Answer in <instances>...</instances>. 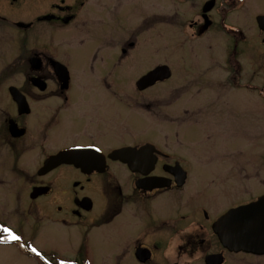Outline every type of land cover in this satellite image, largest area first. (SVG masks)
Instances as JSON below:
<instances>
[{"label": "flooded vegetation", "instance_id": "1", "mask_svg": "<svg viewBox=\"0 0 264 264\" xmlns=\"http://www.w3.org/2000/svg\"><path fill=\"white\" fill-rule=\"evenodd\" d=\"M149 2L0 0V224L31 256L33 243L19 231H48L43 218L50 231H64L72 254L52 250L44 264H94L87 241L98 232L105 247L112 242L114 264H165L159 254L171 241L181 253L201 252L204 264L215 255L226 264L220 242L222 251H213L216 222L264 195L222 202L226 186L246 187L251 178L247 141L264 126V83L256 81L264 63L250 68L264 58V10L252 11L250 0ZM155 14L166 29L161 51L183 33L195 42L213 35L209 44L219 51L202 69L178 59L183 75L174 76L176 66L154 59L159 51L145 37ZM158 69L169 76L142 86ZM168 84L173 99L150 98ZM148 122L154 136L144 132ZM127 148L131 166L114 156ZM76 149L83 169L64 163L46 170L49 158ZM16 213L43 217L23 229L8 220ZM17 242L0 232V246Z\"/></svg>", "mask_w": 264, "mask_h": 264}, {"label": "rangeland", "instance_id": "2", "mask_svg": "<svg viewBox=\"0 0 264 264\" xmlns=\"http://www.w3.org/2000/svg\"><path fill=\"white\" fill-rule=\"evenodd\" d=\"M153 3L156 6H160L161 3L164 4V0H150L149 3ZM250 7L251 10H264V0H250ZM151 12H154V10H151ZM156 16H152V21L148 26L145 28L147 33L145 34V37L149 40V43L151 44V48L149 47V50L152 51V49H155V51H159L155 54L154 59L156 60H162V59H168L174 66H176L174 76L181 77L183 75L182 68L179 67L178 59L182 60V62L186 65V69L192 70L197 65L199 69H202L203 67L208 64L210 57H214L215 50L219 51L217 48L214 50V45L209 44L215 40V37L212 35L211 37H205L200 42H195L193 38L188 36L187 34H182V36L178 39L173 38L175 42L167 43L165 50H160V44L162 43L160 40V35L163 33V31H166V29L162 26H158L161 20V15L155 14ZM152 24L154 26H152ZM169 29V28H168ZM250 35H254V32L247 28ZM172 30L169 29L168 32ZM220 39L221 35L219 34ZM224 37V35L222 34ZM225 38V37H224ZM223 42H225V39H223ZM209 44V45H208ZM221 43H219L220 45ZM210 47H212V50H210ZM214 50V51H213ZM153 54H151L150 57L153 58ZM249 57H254L253 55H250ZM264 57V54H263ZM254 62L258 63V68L253 67L250 65V68L252 71H260V64L264 63V58L260 60H257V57L255 60L251 61V63L254 64ZM216 65L219 67L218 73L221 72L222 64H219V61L217 60ZM188 66V67H187ZM264 66V65H263ZM173 67V66H172ZM251 71V70H249ZM257 78H260V75L257 74ZM261 79V78H260ZM178 80V79H177ZM256 81L260 83H264V78L261 80L257 79ZM173 84H168V86L165 88L157 87L154 90L150 91V98L152 100H158L159 98H162L163 96L167 99H173L175 96V90L174 87L172 88ZM218 94H222L221 92H217ZM182 99H192V91H182ZM210 92H206L204 95V99L208 98ZM213 94V93H212ZM243 98L239 96V99ZM244 99V98H243ZM247 99H256V97L247 96ZM173 110L175 108H172ZM155 124L152 122H148L144 124V132L147 136H154L155 135ZM173 128H167V131H170ZM64 136V135H63ZM171 136V135H170ZM70 141H72L74 138L73 136L66 137ZM64 138H61L63 140ZM168 142V140H167ZM247 173L251 176V180L248 179L246 181V187L242 184V186L234 187L232 186L231 190H228V187L226 186L225 189L229 192V195L224 199L222 202H226V207L235 205L241 201L254 198L256 195L264 191V126L261 131V134L258 135L256 140H248L247 141ZM191 172H196L194 169H191ZM198 174L203 173L204 171L201 169L197 170ZM260 172L261 177L259 179H255L256 176L255 173ZM197 174V173H195ZM204 175V174H202ZM202 176V178H204ZM259 180V183L258 181ZM263 184V185H262ZM11 196V195H10ZM9 196V197H10ZM15 196V195H12ZM244 198V199H243ZM10 203H13V199H9ZM48 202L50 204V198L45 199V203ZM8 205V204H6ZM8 208V207H7ZM217 210V209H216ZM7 212H3L1 215L2 217H5L7 220ZM10 216V217H9ZM42 215H35L34 220L29 219L25 215L23 216L21 213H16L12 215H8V220L11 223L16 224L18 227H21L23 229H30L34 227L31 222L38 221V218H42ZM47 220H41V222H47L49 224H41V226H48V231H19L22 235L25 236V238L29 241H32L33 245L36 246L37 249H40L41 251H44V254L48 257H50V251L56 250L60 253L65 254L66 256L72 254V249H68L66 247L67 241H69L67 234L64 231H50V219ZM31 221V222H30ZM40 227V226H39ZM53 233V235H51ZM58 233V234H56ZM111 231H106V235L110 234ZM96 235L91 236L88 239V243L92 245L93 251L91 256L93 257L94 264H114L113 261H110L112 257V252L110 244L107 243V247L104 246V243L107 241L105 240V237L102 233L98 232L95 233ZM216 248L213 249L214 252H221L222 247L219 244V241H215ZM164 246V245H163ZM201 252L195 253L194 255L186 252H179L175 248V241H171L166 244V249L164 248L161 253L159 254V258H163L165 264H204L203 263V257L200 255ZM224 256L226 258V264H264V256H254L249 255L245 253H224ZM105 262V263H103ZM0 264H40L38 263L34 258L27 256L20 250L16 248V246L12 247H2L0 246Z\"/></svg>", "mask_w": 264, "mask_h": 264}, {"label": "water", "instance_id": "3", "mask_svg": "<svg viewBox=\"0 0 264 264\" xmlns=\"http://www.w3.org/2000/svg\"><path fill=\"white\" fill-rule=\"evenodd\" d=\"M264 19V18H263ZM260 25L264 21L260 20ZM169 75L164 74L163 70H158L143 81L146 86L153 84L155 81L167 78ZM131 150L124 149L115 153L117 159L122 160L131 166ZM79 157L73 153L64 154L46 162V167L50 168V163L57 165L60 161L70 162L80 167V163L71 161L78 160ZM215 234L218 236L221 244L230 252L246 253L255 256H264V196L256 202L230 210L225 216L215 224ZM220 256L208 258V264H220Z\"/></svg>", "mask_w": 264, "mask_h": 264}, {"label": "snow or ice", "instance_id": "4", "mask_svg": "<svg viewBox=\"0 0 264 264\" xmlns=\"http://www.w3.org/2000/svg\"><path fill=\"white\" fill-rule=\"evenodd\" d=\"M77 147L79 148L81 146L77 145ZM95 151L99 152L100 149L96 148ZM0 232H3L6 234L7 241H19L21 239V237L16 235L10 227H5L2 224H0ZM31 251L36 253L37 256L41 255L35 248H32Z\"/></svg>", "mask_w": 264, "mask_h": 264}]
</instances>
